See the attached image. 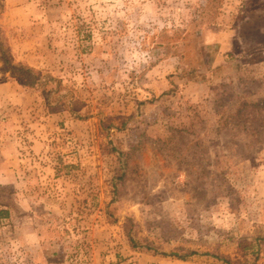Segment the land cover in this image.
<instances>
[{
    "label": "rangeland",
    "instance_id": "1",
    "mask_svg": "<svg viewBox=\"0 0 264 264\" xmlns=\"http://www.w3.org/2000/svg\"><path fill=\"white\" fill-rule=\"evenodd\" d=\"M6 157L0 264H264V0H0Z\"/></svg>",
    "mask_w": 264,
    "mask_h": 264
},
{
    "label": "trees",
    "instance_id": "2",
    "mask_svg": "<svg viewBox=\"0 0 264 264\" xmlns=\"http://www.w3.org/2000/svg\"><path fill=\"white\" fill-rule=\"evenodd\" d=\"M22 73V77L24 78V80H21L22 83L30 88H41L42 89V93L44 95L47 96V100L50 103V105H53L54 107L58 105V103H60V99L58 98V100L56 99V101H51V98L49 97L51 90L48 89V86L51 82H55L57 86H59V82L56 79H54V77H52L51 75H44L42 72H39L37 70H35L32 67H21L19 69ZM62 101V100H61ZM56 110H54L53 112H55ZM78 116V118H81L82 116L76 115ZM4 214L6 216H8V212L4 211L3 209L0 210V215ZM3 216V215H2ZM4 217V216H3Z\"/></svg>",
    "mask_w": 264,
    "mask_h": 264
},
{
    "label": "crops",
    "instance_id": "3",
    "mask_svg": "<svg viewBox=\"0 0 264 264\" xmlns=\"http://www.w3.org/2000/svg\"><path fill=\"white\" fill-rule=\"evenodd\" d=\"M10 157H6V158H3V159H0V180L1 178H5V177H15V181H18V180H22L23 177H27L28 173L26 170L23 169V167H19V166H15L14 168H11L9 166L10 164ZM29 176L30 173H29ZM12 180H9L7 182H11ZM0 182H6V181H0ZM26 194L23 192V191H15L14 193V196H16V199L18 200L19 202V198H21L22 196H25ZM22 200H20V205L22 207V212H26V207H25V204L22 205L21 203ZM7 209V208H6ZM3 214L0 215V217H3L2 216ZM38 237V238H37ZM38 240V242L40 241H43L41 240V238H39V234H37L36 236L34 235L33 237V240L32 241H36ZM204 257H198V258H194V261H182V264H211L212 261L211 260H206V262H203L204 261ZM198 261V263L196 262Z\"/></svg>",
    "mask_w": 264,
    "mask_h": 264
}]
</instances>
